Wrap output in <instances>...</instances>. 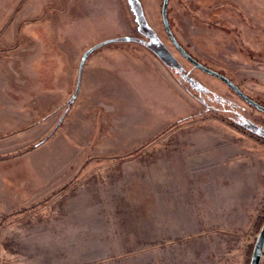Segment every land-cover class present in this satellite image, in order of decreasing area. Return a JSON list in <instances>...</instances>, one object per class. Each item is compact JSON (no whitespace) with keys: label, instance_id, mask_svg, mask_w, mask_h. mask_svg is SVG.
Segmentation results:
<instances>
[{"label":"rangeland","instance_id":"rangeland-1","mask_svg":"<svg viewBox=\"0 0 264 264\" xmlns=\"http://www.w3.org/2000/svg\"><path fill=\"white\" fill-rule=\"evenodd\" d=\"M162 2L0 0V264H249L264 112ZM166 9L264 105V0Z\"/></svg>","mask_w":264,"mask_h":264},{"label":"water","instance_id":"water-1","mask_svg":"<svg viewBox=\"0 0 264 264\" xmlns=\"http://www.w3.org/2000/svg\"><path fill=\"white\" fill-rule=\"evenodd\" d=\"M166 4H167V0H163L162 2V8H161V15H162V21L164 26L166 27L167 33L169 38L171 39V41L173 42V44L175 45V47L190 61L193 63V65L195 67L200 68L201 70L214 75L216 77H218L219 79H221L222 81H224L226 84H228L233 90H235V92H237L243 99H245L248 103L252 104L253 106H255L257 109L261 110L264 112V106L257 103L256 101L252 100L251 98L247 97L244 93L241 92L240 89L237 88V86H235L226 76L220 74L219 72L203 65L202 63L198 62L197 60L193 59L192 57H190L189 55H187L183 49L179 46V44L177 43L176 39L174 38V36L172 35L170 29L167 26V20H166ZM124 39H128V37H124ZM104 42L103 41L99 44H95L92 46V48H90L89 50H87L84 54V57L93 49H95L96 47H98L99 45H102ZM159 53V55H161V57L166 61V62H172L174 59L171 57V55L169 53H167L164 49L158 50L157 51ZM174 66H177L176 64H173ZM263 247H264V220L262 222V225L256 235L255 241L253 243V247H252V252L250 255V260H249V264H260V260H261V256L263 253Z\"/></svg>","mask_w":264,"mask_h":264},{"label":"trees","instance_id":"trees-1","mask_svg":"<svg viewBox=\"0 0 264 264\" xmlns=\"http://www.w3.org/2000/svg\"><path fill=\"white\" fill-rule=\"evenodd\" d=\"M166 20H167V26H168V28H169V24H168V19H167V9H166ZM164 25V24H163ZM164 28H165V30H166V27L164 26ZM166 32H167V30H166ZM168 34V33H167ZM177 41V40H176ZM173 43V42H172ZM178 43V42H177ZM179 44V43H178ZM99 46H101V45H99ZM98 46V47H99ZM175 46V45H174ZM179 46L183 49V51L187 54V55H189L190 57H192L184 48H183V46H181L180 44H179ZM97 48V47H96ZM178 50V49H177ZM179 51V50H178ZM180 52V51H179ZM181 53V52H180ZM182 54V53H181ZM183 55V54H182ZM184 56V55H183ZM185 57V56H184ZM186 58V57H185ZM193 58V57H192ZM187 59V58H186ZM193 59H195V58H193ZM196 60V59H195ZM220 73V72H219ZM220 74H222V73H220ZM223 75V74H222ZM225 76V75H224ZM228 78V77H227ZM229 80H230V78H228ZM235 86H237L232 80H230ZM237 88L238 89H240L238 86H237ZM241 90V89H240ZM235 91V90H234ZM241 92L242 93H244L242 90H241ZM237 93V92H236ZM238 94V93H237ZM245 94V93H244ZM246 95V94H245ZM247 97H249L248 95H246ZM250 98V97H249ZM253 100V99H252ZM264 106V105H263ZM36 122H38V120H36V119H34V121H33V123H36ZM49 137V135H46V136H44L39 142H37L36 144H34V145H31V146H29V147H27V148H25V149H23L24 151L26 150H31L33 147H35L36 145H38V144H40L41 142H43V141H45L47 138ZM263 220H264V216L262 217V220H261V222H263Z\"/></svg>","mask_w":264,"mask_h":264},{"label":"crops","instance_id":"crops-1","mask_svg":"<svg viewBox=\"0 0 264 264\" xmlns=\"http://www.w3.org/2000/svg\"><path fill=\"white\" fill-rule=\"evenodd\" d=\"M7 86V85H6ZM1 89V88H0ZM7 89H10V87L9 86H7ZM0 92H1V90H0ZM7 114H11V112H6ZM224 156H225V154L224 153H222ZM223 156V159L222 160H224L225 161V157ZM219 157V156H218ZM220 158V157H219ZM223 161V162H224ZM227 161V160H226ZM214 162V161H213ZM229 163H231L232 165H233V163H234V161H228ZM224 164H225V162H224ZM224 175V174H223ZM225 177V176H224ZM226 177L227 178H231V175H229V174H227L226 175Z\"/></svg>","mask_w":264,"mask_h":264},{"label":"bare ground","instance_id":"bare-ground-1","mask_svg":"<svg viewBox=\"0 0 264 264\" xmlns=\"http://www.w3.org/2000/svg\"><path fill=\"white\" fill-rule=\"evenodd\" d=\"M215 148H216V147H215ZM195 149H196V148H195ZM208 149H210V148L208 147ZM196 153H197V152H196ZM201 154H202V152H201ZM203 154H206V153H203ZM206 155H207V154H206ZM207 157H208V156H207ZM207 157H206V158H207Z\"/></svg>","mask_w":264,"mask_h":264},{"label":"built area","instance_id":"built-area-1","mask_svg":"<svg viewBox=\"0 0 264 264\" xmlns=\"http://www.w3.org/2000/svg\"><path fill=\"white\" fill-rule=\"evenodd\" d=\"M263 253H264V247H263Z\"/></svg>","mask_w":264,"mask_h":264}]
</instances>
